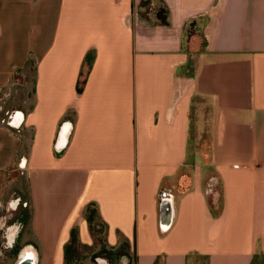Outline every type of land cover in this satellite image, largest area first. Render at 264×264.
Wrapping results in <instances>:
<instances>
[{"label": "crops", "instance_id": "0c3cea01", "mask_svg": "<svg viewBox=\"0 0 264 264\" xmlns=\"http://www.w3.org/2000/svg\"><path fill=\"white\" fill-rule=\"evenodd\" d=\"M6 204L8 264L94 246L89 206L117 264H264V0H0Z\"/></svg>", "mask_w": 264, "mask_h": 264}, {"label": "rangeland", "instance_id": "374dc122", "mask_svg": "<svg viewBox=\"0 0 264 264\" xmlns=\"http://www.w3.org/2000/svg\"><path fill=\"white\" fill-rule=\"evenodd\" d=\"M144 7H147V2L143 3ZM158 14L161 12V9L159 8L157 10ZM23 98V97H21ZM210 140V135H209V123L207 122V119H204V123H202L201 127H198V125L195 123V121L193 120L192 122V128H191V141L192 143L196 144L197 143V148L200 149L199 154L202 155L203 157V161L205 162L207 160V153H208V146L206 144H208ZM199 143H201L200 145H203L202 147L199 146ZM195 148L194 145L191 146V150ZM185 169H188L185 168ZM190 169V168H189ZM21 185H19V190L22 189L23 193H20V195H22V197L25 198V186L24 183L21 182ZM28 206H22L20 205V207L17 209V211L12 212L9 210L7 204L5 205L4 208L0 209V218L4 217V218H8L11 217V219H7L8 224L11 223V221H13L14 219H17L20 217V215L23 217L22 219H25V227H24V234H28L29 230H28ZM95 230L97 232H94V236H95V240H94V246L90 247H83V246H77L76 248H74L75 252L73 254L72 257V261L70 264H98L97 263V259L101 258L100 262H103L104 264H106V262L108 264H117V260H118V255L116 254V252H110L107 250V248H105L104 243H103V227L100 225H96ZM3 234V229L0 227V238ZM3 250L2 247V243L0 242V251ZM129 249L125 248L124 252H128ZM12 260V258H7L5 257V253L2 251L1 256H0V264H8L10 263V261ZM106 262H104V261ZM120 261V259H119ZM99 262V264H100ZM120 263V262H119Z\"/></svg>", "mask_w": 264, "mask_h": 264}, {"label": "trees", "instance_id": "16d2710c", "mask_svg": "<svg viewBox=\"0 0 264 264\" xmlns=\"http://www.w3.org/2000/svg\"><path fill=\"white\" fill-rule=\"evenodd\" d=\"M157 19L162 24H166L167 23L166 12L163 9H161V12L159 14L157 12ZM193 32H195V29H194V26L191 25L188 34L189 35L194 34ZM80 91H81V87L78 86V92H80ZM84 218L86 219V221L90 225V230L92 231V234L94 235V232H97V231L95 230V228H96L95 209H94L93 206H89V207L86 208V210L84 212ZM77 246H79L78 239H77V234H76V231L73 230L70 233V240H69V242L66 245L65 250H64V264H70L71 263L73 254L75 252L74 248H76ZM125 248H127L126 244H122L118 248V250H116L114 252H116V254L118 256H120L122 253H125L124 252Z\"/></svg>", "mask_w": 264, "mask_h": 264}, {"label": "water", "instance_id": "95a60500", "mask_svg": "<svg viewBox=\"0 0 264 264\" xmlns=\"http://www.w3.org/2000/svg\"><path fill=\"white\" fill-rule=\"evenodd\" d=\"M19 264H31L29 260L23 259Z\"/></svg>", "mask_w": 264, "mask_h": 264}, {"label": "bare ground", "instance_id": "6f19581e", "mask_svg": "<svg viewBox=\"0 0 264 264\" xmlns=\"http://www.w3.org/2000/svg\"><path fill=\"white\" fill-rule=\"evenodd\" d=\"M22 259L31 260V257H23ZM100 264H103V263H102V262H100Z\"/></svg>", "mask_w": 264, "mask_h": 264}, {"label": "built area", "instance_id": "2783aa9c", "mask_svg": "<svg viewBox=\"0 0 264 264\" xmlns=\"http://www.w3.org/2000/svg\"><path fill=\"white\" fill-rule=\"evenodd\" d=\"M100 261H101V259H100ZM99 260H97V263L99 264V262H100ZM104 261V260H103ZM105 262V261H104ZM103 263V262H102ZM104 264V263H103Z\"/></svg>", "mask_w": 264, "mask_h": 264}]
</instances>
